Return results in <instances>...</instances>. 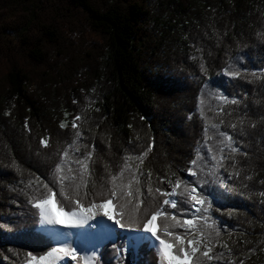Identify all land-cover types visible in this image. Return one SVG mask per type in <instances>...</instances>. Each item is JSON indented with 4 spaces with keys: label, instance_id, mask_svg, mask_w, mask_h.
Here are the masks:
<instances>
[{
    "label": "trees",
    "instance_id": "trees-1",
    "mask_svg": "<svg viewBox=\"0 0 264 264\" xmlns=\"http://www.w3.org/2000/svg\"><path fill=\"white\" fill-rule=\"evenodd\" d=\"M52 198L112 199L140 229L160 211L177 260L200 240L188 264H264V0H0V264L55 247L34 207ZM126 244L67 264H160Z\"/></svg>",
    "mask_w": 264,
    "mask_h": 264
},
{
    "label": "snow or ice",
    "instance_id": "snow-or-ice-1",
    "mask_svg": "<svg viewBox=\"0 0 264 264\" xmlns=\"http://www.w3.org/2000/svg\"><path fill=\"white\" fill-rule=\"evenodd\" d=\"M201 68L204 67L203 64L200 65ZM228 102V101H225ZM231 103L235 104L237 103V101L235 99L230 101ZM76 119H79V117H76ZM61 127H65V125L61 124ZM73 127H76L75 123H73ZM77 135L79 136L80 134L77 133ZM221 135H225L224 133H221ZM229 140L231 139L230 137L228 138ZM42 143H44V141H42ZM229 147H231V144H229ZM231 150L233 152H235L237 149L236 148H231ZM88 157H84V159L82 161H79L81 164H83L85 161H87ZM213 159H215V157H213ZM190 172V170H189ZM192 174V173H190ZM181 183L180 180L176 181V185H179ZM47 187V185H46ZM157 191H159V189H157ZM193 192H195V189L192 190ZM201 192H203V188L200 189ZM173 195L175 194V191L173 189ZM122 195V193H121ZM191 195V193H190ZM111 196L112 197H116L117 196V192L115 191V187L113 189V191L111 192ZM191 200L192 202H197V203H205L206 201L204 200H199L196 195H191ZM112 199H108L106 202L104 203H100L99 205H92L88 208H83V207H79V210H71L69 213V217L70 219L75 218V224L74 225H70V226H76V225H83V224H87L89 222V220L95 219V216L97 214H100L101 210H104L106 208H108V206L110 204H112ZM215 202V197H213L212 201L207 202L209 207L211 206L212 203ZM164 204L165 205H171V207L176 208L177 207V201L172 199V200H164ZM34 207L36 209L39 210V216L41 218V220L46 223V224H51V225H60L61 221L59 219H57L55 217V215L53 214V212L51 211V209L48 207V201L47 200H43L41 202H37L34 204ZM93 207L97 208L98 211L96 213L93 212ZM209 207H205V208H199V207H194V210L192 213H185L186 215H202L203 213L208 212ZM88 213V215H85V213ZM102 215L107 217L108 220H113V216L111 214H109V212L107 211H102ZM119 215L121 216V218H123L125 215H129L128 212L125 210L124 206H121V211L119 213ZM161 215L160 211H156L154 214L151 215V218L147 220V222L143 225V228L140 229L139 227H133L132 223L129 222H125L122 223L121 219H116L114 221V225L115 226H119L122 229H126L130 232H140L141 234L138 237H134L132 241H130L127 245H121L115 248L116 252L119 254H123L125 251H130L132 246L134 244H139V243H143L145 246H148L150 249H155L157 250V253L159 255V257L161 258L162 261L166 262V264H174V262L177 259L176 255H173L170 258V250L173 248V245L166 243L164 239H161L160 236L157 234L156 230L154 229V227L152 226L153 223L156 221L157 217ZM131 219V218H130ZM204 219H208V217H204ZM185 223L190 224L191 221H185ZM101 229H103V224L100 225ZM216 236H219V232L215 233ZM214 237L212 235L208 236V239L211 240ZM176 239H181V237H176ZM194 241L193 240H189L188 244H192ZM72 252H74L75 250H71ZM181 251H183V249H176L177 253H180ZM211 251L210 249L208 251L204 252V256H208V252ZM197 252V248L196 247H192L191 251H184L183 255L185 258L195 254ZM56 253H64L65 256L70 254V251L68 249L65 248H52L51 251H49L47 253L46 256H41L39 258V260L37 261V264H44V262L49 261L50 257H53ZM221 255H223V253H221ZM73 258H75L73 256ZM33 260H37V258L35 256L32 257ZM50 264V262H49ZM65 264H67V261H65ZM225 264H227V262H225Z\"/></svg>",
    "mask_w": 264,
    "mask_h": 264
},
{
    "label": "rangeland",
    "instance_id": "rangeland-1",
    "mask_svg": "<svg viewBox=\"0 0 264 264\" xmlns=\"http://www.w3.org/2000/svg\"><path fill=\"white\" fill-rule=\"evenodd\" d=\"M52 201H53L52 199L48 200V207H49V204L52 203ZM104 210L107 211V212H109V214L113 215L112 207H110V208H106V209H104ZM104 210H101V211H104ZM97 211H98V209L95 208V207H93V212L96 213ZM60 213H61V214L63 215V217H64V218H63V224H62L63 226H62V227L65 229L66 232H69V231L73 230L74 228H80V227H81V225L70 226V225H74V224H75V218L70 219V217H69V213H64V212H60ZM85 215H88V213L86 212ZM98 215H99V214H97V215L95 216V218H96ZM93 220H94V219L89 220L88 223L92 222ZM189 220L191 221V223H190V224L187 223V224H188V225H192V220H191V219H187L186 221H189ZM88 223H87V224H88ZM94 224H95V226L98 225L97 222H95ZM83 225H84V224H83ZM113 225H114V223H113V221L111 220V225L109 224V226H107L108 228L111 227V230H108L107 232H105V231H100V232H98V233L96 234V236H95L96 238L92 239L87 245L78 248V249H77L76 251H74L73 253H71V242L68 241V246H66V249H68V250L70 251V254H69V255L65 256L64 253H56L53 257H50V258H49V261L44 262V264H49V262H50V264H65V261H67L68 259L73 258V256H74V257L77 256L78 254L82 255L83 260H84L85 263L91 262L95 257L98 256L97 254L99 253L100 248H101V246H102L101 243H103V242L105 241L106 237H107V236H111V237H108L107 240L113 239V237H114V235L112 236V234H113ZM152 226H153L154 229L156 230V224H155V222L153 223ZM39 227H40V228H39L40 232H42V233H44V234H46V235H48V236H50V237L53 236V238H54V240H55V243H56V237H55V235H54V230H56V228H58L57 225H56V226H55V225H52V227H48V228H47V227L43 226V221L40 220V226H39ZM195 235H196V236H199L198 233H195ZM58 236H61V234L58 233ZM138 236H139V235L134 236V234H133V235H130V236H129V239H130V240H133L134 237H138ZM51 238H52V237H51ZM107 240H106V241H107ZM66 241H67V239H66ZM193 241H194V242H193L192 244H189V246H190V247H196V248H198V246L201 244L200 240H199L198 238H196V239H194ZM139 244H140V243H139ZM134 246H138V244H134ZM203 246H204L205 248H209V247H210V245H209L208 243L203 244ZM55 248H58L57 243H56ZM62 248H64V247H62ZM45 256H46V255H45ZM172 256H173V255H172L171 250H170V258H171ZM38 260H39V259L34 260V261L31 262L30 264H37V261H38ZM178 262H180V263H182V264H188L189 259H188V258H185V257H184V259H182V260H177V259H176V261L174 262V264H176V263H178ZM160 264H166V262L162 261L161 258H160Z\"/></svg>",
    "mask_w": 264,
    "mask_h": 264
},
{
    "label": "bare ground",
    "instance_id": "bare-ground-1",
    "mask_svg": "<svg viewBox=\"0 0 264 264\" xmlns=\"http://www.w3.org/2000/svg\"><path fill=\"white\" fill-rule=\"evenodd\" d=\"M49 208L51 209L55 217L61 221V224L57 225L58 228L54 230V235L56 237V243L58 248L64 247L66 249V246H68V241H70L71 250L76 251L78 248L87 245L92 239L96 238L95 236L98 232H107L108 230H111V227H107L109 226V224L111 225V220H108L107 217L103 216L102 211H100V214L92 222L81 225L80 228H74L73 230L66 232L65 229L62 227L64 217L58 210V207L54 201L49 204ZM95 222H97L98 225L95 226ZM101 224H103V229H101L100 227ZM43 226L47 228L52 227L51 224H46L44 222ZM58 233H60L61 236H58ZM71 253L73 252L71 251Z\"/></svg>",
    "mask_w": 264,
    "mask_h": 264
}]
</instances>
